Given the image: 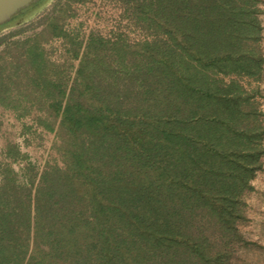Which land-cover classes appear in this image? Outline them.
I'll list each match as a JSON object with an SVG mask.
<instances>
[{
  "label": "trees",
  "instance_id": "16d2710c",
  "mask_svg": "<svg viewBox=\"0 0 264 264\" xmlns=\"http://www.w3.org/2000/svg\"><path fill=\"white\" fill-rule=\"evenodd\" d=\"M70 1L0 50V105L58 154L39 168L5 144L0 264H233L257 245L242 227L264 112L242 79L264 75L262 0H119L152 37L85 43L60 22Z\"/></svg>",
  "mask_w": 264,
  "mask_h": 264
},
{
  "label": "rangeland",
  "instance_id": "374dc122",
  "mask_svg": "<svg viewBox=\"0 0 264 264\" xmlns=\"http://www.w3.org/2000/svg\"><path fill=\"white\" fill-rule=\"evenodd\" d=\"M66 0H40L24 11L14 20L4 22L0 27L2 44L0 50L12 40L22 38L47 20L60 9ZM263 8V39L261 46L264 50V0ZM63 29L78 34V39L85 43L88 35L95 32L106 38L123 35L129 41L150 39L152 34L136 24L128 16L125 6L119 0H72L66 14L60 18ZM14 33L13 35H10ZM50 49L51 58L58 62L66 59L65 45L60 37H54L46 44ZM82 50V48H81ZM73 66L78 64L74 59ZM246 86H259L261 95L258 97L260 108L264 112V75L260 81H250L243 78ZM250 82V83H249ZM55 134L34 123L32 116L17 118L14 112L0 105V163L5 161L4 147L8 141L16 142L23 152L36 163L39 168L45 161L58 160V154L53 149ZM12 166L19 169V164ZM253 190L246 192L248 222L242 227L245 236L256 242L241 248L233 264H264V167L259 170L252 180Z\"/></svg>",
  "mask_w": 264,
  "mask_h": 264
},
{
  "label": "water",
  "instance_id": "95a60500",
  "mask_svg": "<svg viewBox=\"0 0 264 264\" xmlns=\"http://www.w3.org/2000/svg\"><path fill=\"white\" fill-rule=\"evenodd\" d=\"M37 0H0V24L8 21L16 12Z\"/></svg>",
  "mask_w": 264,
  "mask_h": 264
},
{
  "label": "flooded vegetation",
  "instance_id": "af4514ba",
  "mask_svg": "<svg viewBox=\"0 0 264 264\" xmlns=\"http://www.w3.org/2000/svg\"><path fill=\"white\" fill-rule=\"evenodd\" d=\"M40 1V0H38ZM38 1L31 3L30 5H28L27 7L19 10L18 12H16L9 20H14L15 18H17L18 16H20L24 11H26L27 9H29L31 6H33L35 3H37Z\"/></svg>",
  "mask_w": 264,
  "mask_h": 264
}]
</instances>
